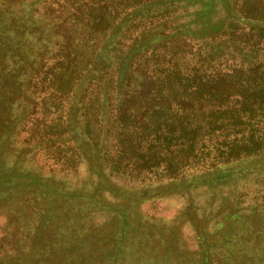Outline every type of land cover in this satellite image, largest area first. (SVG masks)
Returning <instances> with one entry per match:
<instances>
[{
  "label": "trees",
  "instance_id": "1",
  "mask_svg": "<svg viewBox=\"0 0 264 264\" xmlns=\"http://www.w3.org/2000/svg\"><path fill=\"white\" fill-rule=\"evenodd\" d=\"M3 1L0 96L13 100L10 110L22 107L17 76L31 73L40 115L52 116V125H35L34 141H52L56 161L75 167L81 160L96 192L77 195L60 183L54 200L105 209L124 231L128 215L115 205L199 187L213 192L241 175L263 174L264 0H26L19 14L16 3ZM5 120L0 199L8 201L26 178L18 176L21 156L5 166L13 135ZM111 176L148 179L152 187L130 200ZM51 194H43L48 208L38 236L53 218ZM31 245L28 257L47 264L41 242ZM90 249H70V264H101ZM202 249L210 264L209 247ZM117 254L106 264H119ZM10 259L1 256L0 264Z\"/></svg>",
  "mask_w": 264,
  "mask_h": 264
},
{
  "label": "rangeland",
  "instance_id": "2",
  "mask_svg": "<svg viewBox=\"0 0 264 264\" xmlns=\"http://www.w3.org/2000/svg\"><path fill=\"white\" fill-rule=\"evenodd\" d=\"M8 1L19 7L15 14L27 3ZM195 9L193 6L187 12ZM30 74L17 76L19 92L14 97H18L15 99L19 104L24 100L22 107L10 110L8 105L13 100L0 96V126L7 116L13 123L10 129L13 135L7 137L11 147L5 151V166L11 168L13 161L21 156L18 176L26 178V188L17 191L13 199H0V257L7 260L19 254L8 264H37L36 258L28 257L31 244L37 242H41L42 249L38 254L50 258L47 264L75 262L76 258L69 252L73 247H90L93 257L101 264H106L114 252L118 253L119 264H204L200 257L202 246L205 249L208 246L211 251L210 264H264V172L241 175L213 192L199 187L189 192L158 194L140 205L129 202V208L115 205L128 215L124 231L120 228L121 218L105 209L72 203L65 198L54 200L58 195L54 188L58 189L60 183L74 188L77 195L96 192H91L93 187L88 180L92 177L81 160L73 164L75 167H71V162L56 161L49 145L52 141L41 144L34 141L35 125H52V116L41 117L40 105L36 103L38 81L30 79L33 76ZM10 114L14 115L10 117ZM108 180L121 189L122 196L125 192L131 195L130 200L142 192L149 194L152 187L148 179L135 181L111 176ZM38 183L46 186V190L42 191ZM52 191L54 195L49 200L55 202L50 206L53 218L44 224L45 230L38 236L35 228L42 224L41 215L48 208L43 198ZM86 239L89 240L83 241ZM44 251L46 254H42ZM96 261L92 264H98Z\"/></svg>",
  "mask_w": 264,
  "mask_h": 264
}]
</instances>
